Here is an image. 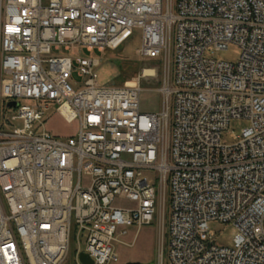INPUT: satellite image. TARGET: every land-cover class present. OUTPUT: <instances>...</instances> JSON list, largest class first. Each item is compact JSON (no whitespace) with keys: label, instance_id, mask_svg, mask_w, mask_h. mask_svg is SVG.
I'll list each match as a JSON object with an SVG mask.
<instances>
[{"label":"built area","instance_id":"built-area-1","mask_svg":"<svg viewBox=\"0 0 264 264\" xmlns=\"http://www.w3.org/2000/svg\"><path fill=\"white\" fill-rule=\"evenodd\" d=\"M137 29L166 70L157 112L156 74L96 71ZM232 44L236 62L212 56ZM53 108L74 135L44 128ZM233 119L249 125L225 142ZM155 219L170 264H264V0H0V264H70L73 237L72 264H107L119 227Z\"/></svg>","mask_w":264,"mask_h":264},{"label":"rangeland","instance_id":"rangeland-1","mask_svg":"<svg viewBox=\"0 0 264 264\" xmlns=\"http://www.w3.org/2000/svg\"><path fill=\"white\" fill-rule=\"evenodd\" d=\"M141 44L142 31L137 29L134 35L121 48L107 50L103 54L98 55L101 59V64L97 67L96 71L101 84L123 86L126 82H130L142 75L146 69L155 68V77H146L141 81L143 88L141 106L144 111L157 112L161 109L162 105L160 89L163 86L166 70L158 62L157 58H140L138 56L137 50ZM212 56L236 62L240 56V49L238 46L232 44L227 50L215 52ZM121 70L128 73V76L122 80L120 79ZM172 74L171 68V74H168L167 77L171 78ZM248 125V120L233 119L230 122L228 130L223 133V140L225 142H232L233 138L231 135L233 133L237 135L241 134L242 129ZM44 128L58 137H68L76 133L78 121L66 122L59 112L53 108L47 112ZM147 174L151 180L154 178V172L149 171ZM209 225L219 245L233 246L236 228L231 223L211 221ZM123 230L127 232L119 235ZM118 235L119 239L113 243V247L118 254V260L110 261L107 264H170L168 258L167 225L165 233L161 232L157 219L151 224L143 225L139 229L137 226L119 227ZM78 246L73 237L70 264L75 259V252ZM82 247L84 248L85 245L82 244Z\"/></svg>","mask_w":264,"mask_h":264},{"label":"water","instance_id":"water-1","mask_svg":"<svg viewBox=\"0 0 264 264\" xmlns=\"http://www.w3.org/2000/svg\"><path fill=\"white\" fill-rule=\"evenodd\" d=\"M9 105H16V103L11 102ZM80 258L85 264H92V259L89 257V255L87 253L82 252L80 254Z\"/></svg>","mask_w":264,"mask_h":264},{"label":"bare ground","instance_id":"bare-ground-1","mask_svg":"<svg viewBox=\"0 0 264 264\" xmlns=\"http://www.w3.org/2000/svg\"><path fill=\"white\" fill-rule=\"evenodd\" d=\"M145 72H146V74H156L155 69H152V68L146 69Z\"/></svg>","mask_w":264,"mask_h":264},{"label":"trees","instance_id":"trees-1","mask_svg":"<svg viewBox=\"0 0 264 264\" xmlns=\"http://www.w3.org/2000/svg\"><path fill=\"white\" fill-rule=\"evenodd\" d=\"M122 72H121V75H120V79L122 80V79H124V78H126L127 76H128V73H126V71H123V70H121Z\"/></svg>","mask_w":264,"mask_h":264},{"label":"crops","instance_id":"crops-1","mask_svg":"<svg viewBox=\"0 0 264 264\" xmlns=\"http://www.w3.org/2000/svg\"><path fill=\"white\" fill-rule=\"evenodd\" d=\"M61 117L66 121V119L63 116H61ZM66 122H68V121H66Z\"/></svg>","mask_w":264,"mask_h":264}]
</instances>
